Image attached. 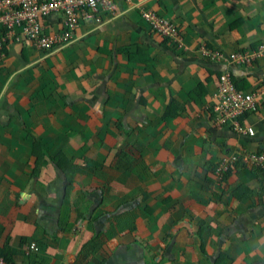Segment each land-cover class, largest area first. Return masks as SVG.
Listing matches in <instances>:
<instances>
[{"label":"crops","instance_id":"obj_1","mask_svg":"<svg viewBox=\"0 0 264 264\" xmlns=\"http://www.w3.org/2000/svg\"><path fill=\"white\" fill-rule=\"evenodd\" d=\"M170 20L185 48L141 18ZM47 34L64 27L55 12ZM21 33V28L15 30ZM264 0H113L69 45L9 39L0 58V252L7 264H264V169L223 158L264 153L216 123L219 78L264 92ZM219 51L220 60L202 49Z\"/></svg>","mask_w":264,"mask_h":264},{"label":"built area","instance_id":"obj_2","mask_svg":"<svg viewBox=\"0 0 264 264\" xmlns=\"http://www.w3.org/2000/svg\"><path fill=\"white\" fill-rule=\"evenodd\" d=\"M113 0H0V58L4 56V46L10 39L25 42L29 46L44 51L69 45L79 22L84 19H96L100 6L111 8ZM58 12L64 16V27L61 32L47 34L41 19ZM141 18L155 32L170 39L179 48H185L177 27L170 21L152 11L141 10ZM21 28V33L16 29ZM207 58L220 60L225 55L219 51L203 48ZM230 60L241 67L253 66L264 58V43L252 51L236 52ZM213 110L216 123L227 126L240 135L254 136V131L245 127L242 120L246 115L260 112L264 117V92L247 94L240 91L229 74L220 78L219 88L215 95ZM242 165L244 168L261 171L264 169V153L236 154L225 157L217 167L216 173L222 177L232 168ZM0 264H7L0 256Z\"/></svg>","mask_w":264,"mask_h":264},{"label":"trees","instance_id":"obj_3","mask_svg":"<svg viewBox=\"0 0 264 264\" xmlns=\"http://www.w3.org/2000/svg\"><path fill=\"white\" fill-rule=\"evenodd\" d=\"M145 11H150V10H145ZM152 12H154V11H152ZM156 13V12H155ZM159 15V14H158ZM160 16V15H159ZM221 78V77H220ZM220 78H219V82H220ZM236 87H237V85H236ZM238 88V87H237ZM237 168V167H236ZM236 168H232L231 170H230V172L229 173H227L226 175H224V176H229L230 174H232L234 171H235V169ZM0 256H2V257H4V259L8 262V263H11V260L9 259V258H7V256L4 254V253H1L0 252Z\"/></svg>","mask_w":264,"mask_h":264}]
</instances>
